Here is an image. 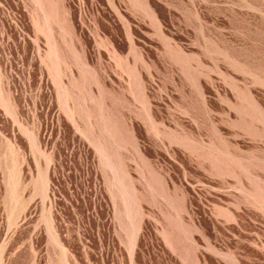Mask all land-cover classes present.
I'll return each instance as SVG.
<instances>
[{
    "label": "rangeland",
    "instance_id": "374dc122",
    "mask_svg": "<svg viewBox=\"0 0 264 264\" xmlns=\"http://www.w3.org/2000/svg\"><path fill=\"white\" fill-rule=\"evenodd\" d=\"M0 264H264V0H0Z\"/></svg>",
    "mask_w": 264,
    "mask_h": 264
}]
</instances>
